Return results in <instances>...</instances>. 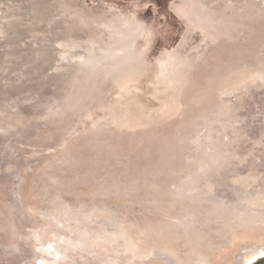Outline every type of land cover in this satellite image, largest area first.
Instances as JSON below:
<instances>
[{"label":"rangeland","instance_id":"1","mask_svg":"<svg viewBox=\"0 0 264 264\" xmlns=\"http://www.w3.org/2000/svg\"><path fill=\"white\" fill-rule=\"evenodd\" d=\"M262 67L264 0H0V264H258Z\"/></svg>","mask_w":264,"mask_h":264},{"label":"bare ground","instance_id":"2","mask_svg":"<svg viewBox=\"0 0 264 264\" xmlns=\"http://www.w3.org/2000/svg\"><path fill=\"white\" fill-rule=\"evenodd\" d=\"M257 68H258V67H257ZM262 68H263V67H262ZM243 69H244V68H243ZM247 69H248V68H247ZM260 69H261V68H260ZM263 69H264V68H263ZM254 70H255V69H254ZM257 70H259V69H257ZM244 71H245V70H244ZM248 71H249V70H248ZM240 72H241V71H240ZM237 73H238V72H237ZM259 73H260V72H259ZM262 73H263V72H262ZM262 73H261V74H262ZM238 74H240V73H238ZM248 74H249V73H248ZM235 75H236V74H235ZM244 75H245V73H244ZM262 75H264V74H262ZM237 77H238V76H237ZM231 78H232V77H231ZM237 79H238V78H237ZM237 79H235V80H237ZM250 79H251V78H250ZM226 80H227V79H226ZM223 81H225V80H223ZM228 81H230V80H228ZM228 81H226V82H228ZM232 81H233V80H232ZM252 81H256V80L254 79V80H252ZM233 82H234V81H233ZM233 82H232V83H233ZM260 82H261V80H260ZM241 83H242V82H241ZM228 84H229V83H228ZM225 85H226V84H225ZM230 85L232 86V84H230ZM248 85L250 86V84H248ZM260 85H262V84H260ZM226 86H227V85H226ZM226 86H225V87H226ZM228 86H229V85H228ZM228 86H227V87H228ZM245 86H247V84H246ZM249 86H248V87H249ZM262 86H263V85H262ZM222 87H223V86H222ZM233 87H235V86H233ZM251 87H252V85H251ZM228 88H229V87H228ZM223 89H224V88H223ZM230 89H231V87H230ZM236 90H237V89H236ZM240 90H241V89H240ZM262 90H263V89H262ZM224 91H228V89H226V90H224ZM224 91H222V92L224 93ZM230 91L232 92V90H229V92H230ZM233 92H235V91H233ZM240 92H241V91H240ZM227 93H228V92H226L225 94L228 95L229 93H228V94H227ZM225 94H224V96H225ZM236 94H237V93H236ZM233 95H234V94H233ZM228 98H229V96H228ZM228 98H227V99H228ZM225 99H226V97H225ZM230 100H231V97H230ZM230 100H229V101H230ZM226 101H227V100H226ZM230 102H231V101H230ZM259 106H260V105H259ZM257 107H258V106H257ZM263 108H264V105H263ZM241 110H242V108H241ZM256 110H258V109H256ZM231 112H232V111H231ZM234 112H235V111H234ZM234 112H233V113H234ZM241 112H242V111H241ZM233 113H231V115H228V116H233ZM236 113H237V111H236ZM239 113H240V110H239ZM227 114H228V113H227ZM229 114H230V113H229ZM234 114H235V113H234ZM235 116H236V114H235ZM235 116H234V118L237 117V116H236V117H235ZM226 117H227V115H226ZM224 118H225V117H224ZM227 118H228V117H227ZM234 118H233V119H234ZM229 119H231V118H229ZM243 119H244V118H243ZM261 119H262V118H261ZM219 120H220V119H219ZM221 120H222V119H221ZM225 120H226V119H225ZM231 120H232V119H231ZM232 121H233V120H232ZM229 122H230V121H229ZM241 125H242V124H241ZM241 125H240V126H241ZM251 125H252V124H251ZM249 126H250V125H249ZM249 126H248V127H249ZM252 127H254V126H252ZM241 128H242V127H241ZM236 130H237V129H236ZM245 131H247V130H245ZM245 131H244V132H245ZM236 132H237V131H236ZM210 133H211V132H210ZM221 133H222V132H221ZM223 134H224V133H223ZM244 134H245V133H244ZM211 135H212V133H211ZM217 135H218V134H217ZM219 135H220V134H219ZM219 135H218V137H219ZM237 135H238V134H237ZM237 135H236V136H237ZM214 136L216 137V134H215ZM220 136H223V135H220ZM225 136H226V134H225L223 137H225ZM236 136H235V137H236ZM209 137H211V136H208V138H209ZM235 137H233V138L235 139ZM237 137H238V136H237ZM241 137H242V136H241ZM216 138H217V137H216ZM219 138H220V137H219ZM221 138H222V137H221ZM211 139H212V137H211ZM222 139H223V138H222ZM222 139H221V140H222ZM239 139H240V138H239ZM216 140H217V139H216ZM218 140H219V139H218ZM230 140H231V139H230ZM237 140H238V139H237ZM241 140H242V138H241ZM210 141H211V140H210ZM214 141H215V140H214ZM214 141H213V142L211 141L212 144L214 143ZM224 141H225V140H224ZM244 141H245V140H244ZM225 142H227V141H225ZM231 142H232V140H231ZM233 143H234V141L232 142V144H233ZM244 143H245V142H244ZM226 144H228V143H226ZM229 144H230V143H229ZM229 144L227 145V147H228V148H226L227 150L229 149ZM232 144H231V145H232ZM239 144H240V143H239ZM241 144H242V143H241ZM218 145H219V143H218ZM218 145H217V146H218ZM234 145H235V144H234ZM225 146H226V145H225ZM232 146H233V145H232ZM239 146H240V145H239ZM214 147H215V146H214ZM230 147H231V146H230ZM238 148H240V147H237V149H238ZM214 149H216V147H215ZM214 149H213V150H214ZM219 149H221V148H219ZM222 149H223V148H222ZM231 149H235V150H236V148H231ZM231 149H230V151H231ZM223 150H224V149H223ZM216 151H218V150L216 149ZM220 151H221V150H220ZM225 151H226V150H224V152H225ZM233 151H234V150H233ZM236 151H237V150H236ZM227 152H228V151H227ZM227 152H226V153H227ZM234 152H235V151H234ZM237 152H238V151H237ZM214 153H216V152H214ZM231 153H232V151H231ZM235 153H236V152H235ZM235 153H233V154H235ZM217 154H218V153H217ZM210 155H211V154H210ZM225 155H226V154H225ZM251 155H252V154H251ZM215 156H216V155H215ZM223 156H224V153H223ZM227 156H229V154H228ZM230 156H231V155H230ZM230 156H229V157H230ZM208 157H209V156H208ZM231 157H233V156H231ZM211 158H212V157H211ZM223 158H224V157H223ZM226 159H227V158H226ZM213 161H214V159H213ZM219 161H220V160H219ZM208 162H209V161H208ZM216 162H217V160H216ZM225 162H226V161H225ZM220 163H221V161H220ZM226 163H227V162H226ZM234 163H236V162L234 161ZM217 164H218V163H216V165H217ZM242 165H244V164H242ZM213 166H215V164H214ZM221 166H222V165H221ZM221 166H220V167H221ZM225 166H228V165L225 164ZM229 166H231V165H229ZM244 166H246V164H245ZM231 167H232V166H231ZM238 167H239V166H238ZM238 167H237V168H238ZM248 167H249V166H248ZM221 168H222V167H221ZM221 168H220V169H221ZM228 168H229V167H225V169H228ZM246 168H247V166H246ZM223 169H224V167H223ZM231 169H232V168H231ZM231 169H230V170H231ZM221 170H222V169H221ZM247 170H248V169H247ZM254 170H255V169H254ZM213 171H214V170H213ZM219 171H220V170H219ZM220 172H224V171H220ZM226 172H227V171H226ZM233 172H236V170H234ZM242 172H243V171H242ZM253 172H255V171H253ZM215 173H216V172H215ZM228 173H229V172H228ZM228 173H227V174H228ZM230 173H232V172H230ZM238 173H239V172H238ZM243 173H244V172H243ZM217 174H218V173H217ZM217 174H216V175H217ZM241 174H242V173H241ZM244 174H245V173H244ZM211 175H212V174H211ZM218 175H219V174H218ZM221 175H222V173H221ZM221 175L218 176V177H220V179H221ZM224 175H225V177H226V173H224ZM228 175H230V174H228ZM231 175H232V174H231ZM212 176H213V175H212ZM212 176H210V177H212ZM214 176H215V175H214ZM225 177H224V178H225ZM227 177H228V176H227ZM213 178H214V177H213ZM216 178H217V177H215L214 180H216ZM230 178H232V177H230ZM222 179H223V178H222ZM226 179H227V178H226ZM219 181H220V180H219ZM219 181H217V182H219ZM212 182H213V181H212ZM221 182H222V180H221ZM208 183H210V182H208ZM234 183H235V182H234ZM228 184H229V183H228ZM261 184H262V183H261ZM261 184L259 183V185H261ZM205 185H206V184H205ZM210 185H211V184H210ZM212 185H213V184H212ZM204 187H205V186H204ZM255 187H256V185H255ZM262 187H263V186H262ZM210 188H212V186H211ZM210 188H209V189H210ZM213 188H215V187H213ZM256 188H257V187H256ZM256 188H255V189H256ZM205 189H206V188H205ZM224 189H226V188H224ZM224 189H223V190H224ZM210 190H211V189H210ZM213 190H214V189H213ZM214 191H215V190H214ZM220 191H221V188H220ZM229 191L231 192V190H229ZM218 192H219V191H218ZM220 193H222V191H221ZM225 193H226V192H225ZM227 193H228V192H227ZM232 193H233V192H232ZM228 194H229V193H228ZM228 194H226V196H228ZM236 194H237V192H236ZM222 195H223V194H222ZM233 195H235V194H233ZM239 195H240V194H239ZM223 196H224V195H223ZM230 196H231V194H230ZM232 197H233V196H232ZM232 197H230V198H232ZM236 197L239 198L238 194H237ZM243 197H244V196H243ZM245 198H246V197H245ZM245 198H244V199H245ZM225 199H226V198H225ZM239 199H242V198H239ZM226 200H227V199H226ZM229 200H230V199L228 198V201H229ZM232 200H234V202L237 201V200H235V199H231V201H232ZM228 201H227V202H228ZM231 201H230V203H231ZM240 201H241V200H240ZM232 202H233V201H232ZM234 202H233V203H234ZM238 203H239V202H238ZM227 204H228V203H227ZM235 204H236V203H235ZM229 205H230V204H229ZM245 205H247V204H245ZM245 205H244V208H245ZM250 205H252V204H250ZM236 207H237V206H236ZM236 207H235V208H236ZM249 207H250V206H249ZM259 207H260V206H259ZM238 208H239V205H238ZM240 209H242V208H240ZM238 210H239V209H238ZM233 211H234V210H233ZM235 211H236V210H235ZM239 212H240V211H239ZM236 213H237V212H236ZM238 214H239V213H238ZM161 256H162V255H161ZM174 259H175V258H174Z\"/></svg>","mask_w":264,"mask_h":264},{"label":"water","instance_id":"3","mask_svg":"<svg viewBox=\"0 0 264 264\" xmlns=\"http://www.w3.org/2000/svg\"><path fill=\"white\" fill-rule=\"evenodd\" d=\"M258 264H264V258L258 262Z\"/></svg>","mask_w":264,"mask_h":264}]
</instances>
